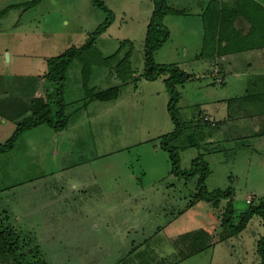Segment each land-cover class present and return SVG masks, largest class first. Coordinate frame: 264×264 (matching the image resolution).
Wrapping results in <instances>:
<instances>
[{
  "label": "rangeland",
  "instance_id": "1",
  "mask_svg": "<svg viewBox=\"0 0 264 264\" xmlns=\"http://www.w3.org/2000/svg\"><path fill=\"white\" fill-rule=\"evenodd\" d=\"M27 1L0 0V144L31 120L40 101L56 110L57 86L44 77L48 60L81 48L109 17L93 0H41L31 8ZM101 1L112 18L82 53L85 63L75 58L66 71L65 127H22L0 153V226L17 235L27 264H260L262 218L253 216L236 235L222 219L229 200L234 224L249 204L264 201V67L255 65L264 63V45L259 56L245 62L235 55L233 63L221 52L238 43L223 41L216 58H207L212 0L166 1L169 36L154 60L188 74L177 86L184 130L170 146L182 171L207 163L208 191H233L216 210L196 198L198 177L172 172L161 147L176 128L170 95L164 76L141 77L154 0ZM256 2L264 8V0ZM258 8L242 14L264 23ZM221 13L226 29L233 12ZM253 26L264 43V26L262 34ZM115 87V99L92 98ZM0 264L14 263L0 256Z\"/></svg>",
  "mask_w": 264,
  "mask_h": 264
},
{
  "label": "trees",
  "instance_id": "2",
  "mask_svg": "<svg viewBox=\"0 0 264 264\" xmlns=\"http://www.w3.org/2000/svg\"><path fill=\"white\" fill-rule=\"evenodd\" d=\"M40 1L41 0L27 1L26 6L27 8H31L40 3ZM166 1L167 0H154V10L152 12V16L150 18L146 31L144 45L145 67L141 77L145 80L153 81L157 78H160L161 76H164L163 80L170 95L168 112L176 128L174 132L163 136L161 147L163 150L169 152L170 154L172 172L176 175L184 176L185 179L198 177L197 183L199 186V192L196 194V198L211 203L214 209L219 210L220 202L233 195V191H208L205 185V181L209 176V168L207 163L203 160H196L192 164V168L189 171H182L179 166L178 154L175 151V148L170 146V141L175 140L184 130V125L179 117L177 107L180 97L177 86L183 85L187 81L188 74H186L175 65H159L154 60V53L164 45L169 36V31L163 23L165 15L170 12V9L166 5ZM250 1L251 2H249L247 5H243L242 3H240V0H236L234 2L235 5H233V7L231 8L228 7L229 4L220 5L218 2H216V0L211 1V3L214 5H212V8L210 9L207 24L204 25L205 30L206 27H208L213 34L211 35L213 50L209 53L207 58L213 57L214 55H218V53H220L217 49L221 48V42L223 41H225V47L227 46V44L229 45L232 42L238 43V47H234L235 51L247 50V48L259 49L263 47L264 43H261L258 38L259 36L254 34L253 32V24L258 25L255 26V30L258 31L259 27L264 26V23L252 24V21L250 19L248 20V18L243 14L247 16L249 11H252L254 9V5H256V9H259L258 7H260L261 9L264 8L258 2L252 5V0ZM93 2L97 7L109 14L108 20L91 34L88 42H86L81 48L67 50L61 56L54 57L48 60V72L44 77H46L51 83L57 86L58 100L56 101V110L52 112V109L48 103H43L40 101V103H37L36 105V107H38L37 110H34L32 112L33 114L31 120L28 123L24 124L22 127L34 128L41 123H45L57 131H60L65 127L66 117L63 110V85L66 80V71L75 58H78L80 61H83L85 63L84 58L81 57L82 53L87 49L88 46H90V42L107 28V26L109 25V21L112 18L109 10L101 0H93ZM10 7H18V5H13ZM224 10L229 12L232 10L233 12L231 20L229 21L228 27L226 29L225 27L222 28V23H220L221 17L223 15V13L221 12H223ZM2 13L3 12L0 11V16L2 15ZM238 14L251 24V28L246 35H241L232 26L233 19ZM217 31H219V34H217ZM258 32L262 34L263 30H260ZM249 37H251L252 40H248ZM206 40L207 37L205 36L204 46ZM245 40L250 41L251 43L249 44V46L242 47L240 45V42ZM231 52H233V50L227 53ZM221 53L223 54L224 52ZM85 72H87L86 69ZM117 96L118 89L115 87L95 94L92 96V98L99 100H111L117 98ZM22 127L18 126V131L11 139L7 141V143L0 144V153L6 152L11 148L14 139L18 135L19 130H22ZM234 210V206L231 200H229L226 203V210L222 219L223 225L228 226L230 230L229 232L232 235L239 234L241 231H243L247 227L250 219L253 216H260L264 221V201L260 203L249 204L245 211L240 212V214L236 215V218L238 220L236 221V224H234L233 221L235 218ZM263 247L264 238L260 240L258 247V254L262 260L260 264H264V252L262 250ZM17 248L18 238L14 231L10 228L2 229V227L0 226V256H2V258L8 262L12 261L14 264H27L23 260L24 256L18 255Z\"/></svg>",
  "mask_w": 264,
  "mask_h": 264
},
{
  "label": "crops",
  "instance_id": "3",
  "mask_svg": "<svg viewBox=\"0 0 264 264\" xmlns=\"http://www.w3.org/2000/svg\"><path fill=\"white\" fill-rule=\"evenodd\" d=\"M216 2H218L220 5H222V4H229L228 3V0H216ZM261 4V3H260ZM262 5V4H261ZM234 24L232 23V26H233V28L237 31V32H239L241 35H246L247 34V32L250 30V28H251V24L250 23H248L242 16H240L239 14L234 18ZM204 40H205V33H204V29H203V39H202V41H203V43H204ZM226 44L225 43H223V46H225ZM252 53H254L255 54V56L257 55V56H259L260 54H259V52H258V49H247V50H242V51H233V52H231V53H223V55L224 56H222V58L224 59L225 57H226V59H228V61L230 62V61H233V63L235 62V55H239L238 56V58H241L240 56H244L243 57V60L245 61V62H247V59L248 58H251V56H252ZM228 54H230V55H228ZM216 56L217 55H214L213 57H215L216 58ZM249 65H251L250 63H249ZM256 65V68H258V69H261L262 67H264V63L263 64H261V65H259V63H256L255 64ZM247 68V67H246ZM250 67H248V69H249ZM245 70H247V69H245ZM244 70V72L243 73H241V74H239L238 73V77L239 78H241V76H243V75H246V71ZM249 70H252V69H249ZM252 73H255V72H252ZM224 116V115H223ZM220 118H221V120L223 121V120H226V121H228L229 119H231L232 117L231 116H224V118L222 117V115L220 116Z\"/></svg>",
  "mask_w": 264,
  "mask_h": 264
},
{
  "label": "built area",
  "instance_id": "4",
  "mask_svg": "<svg viewBox=\"0 0 264 264\" xmlns=\"http://www.w3.org/2000/svg\"><path fill=\"white\" fill-rule=\"evenodd\" d=\"M205 120L209 121L208 118L207 119L205 118Z\"/></svg>",
  "mask_w": 264,
  "mask_h": 264
}]
</instances>
